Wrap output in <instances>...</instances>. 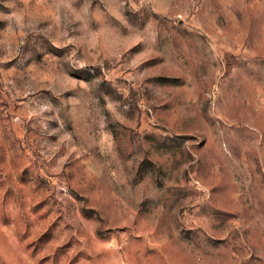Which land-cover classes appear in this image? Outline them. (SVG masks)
<instances>
[{"label":"rangeland","instance_id":"rangeland-1","mask_svg":"<svg viewBox=\"0 0 264 264\" xmlns=\"http://www.w3.org/2000/svg\"><path fill=\"white\" fill-rule=\"evenodd\" d=\"M0 264H264V0H0Z\"/></svg>","mask_w":264,"mask_h":264}]
</instances>
